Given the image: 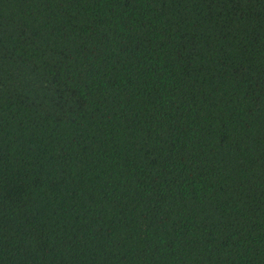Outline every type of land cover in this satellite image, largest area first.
I'll list each match as a JSON object with an SVG mask.
<instances>
[{"label":"trees","instance_id":"1","mask_svg":"<svg viewBox=\"0 0 264 264\" xmlns=\"http://www.w3.org/2000/svg\"><path fill=\"white\" fill-rule=\"evenodd\" d=\"M0 264H264V0H0Z\"/></svg>","mask_w":264,"mask_h":264}]
</instances>
